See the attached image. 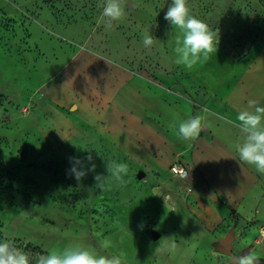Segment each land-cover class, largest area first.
I'll list each match as a JSON object with an SVG mask.
<instances>
[{"label": "rangeland", "instance_id": "rangeland-1", "mask_svg": "<svg viewBox=\"0 0 264 264\" xmlns=\"http://www.w3.org/2000/svg\"><path fill=\"white\" fill-rule=\"evenodd\" d=\"M99 2L0 0V242L20 246L33 262L81 245L123 251L126 264H230L213 244L234 226L218 214L204 232L201 208L167 170L191 143L169 125L182 120L183 102L208 96L199 85L213 80L175 63L180 33L164 19L171 0H127L125 18L109 31L97 23ZM188 6L219 37L217 52L194 68L219 72L222 84L264 80V0ZM149 33L156 40L145 49ZM131 92L135 129L127 104L116 102ZM89 151L96 171L77 182L69 158ZM113 161L128 165L126 183L96 187L95 175L107 176ZM165 236H175L178 249L157 256Z\"/></svg>", "mask_w": 264, "mask_h": 264}, {"label": "crops", "instance_id": "crops-1", "mask_svg": "<svg viewBox=\"0 0 264 264\" xmlns=\"http://www.w3.org/2000/svg\"><path fill=\"white\" fill-rule=\"evenodd\" d=\"M182 71H188L198 79L204 75L213 82L199 85L201 91L207 93L206 98L201 95L197 102H183L179 119L200 114V105H205L211 115L199 138L188 146L187 157L183 162H170L168 169L173 163L179 162L188 171L192 190L183 193L192 194L193 203L201 208L204 232L208 233L213 228L218 214L226 218L225 224L234 226L229 262L230 257L244 255L249 251H255L264 258V249L258 247L257 241L258 230L264 226V175L256 172L252 166L240 163L234 148L236 143L242 142V133L236 121L237 113L245 109L250 100L264 106V97L258 89L264 88V80L256 77L253 81H228L222 84L217 81L220 78L219 72L212 69L197 70L193 66ZM223 88L227 97L219 95V90ZM133 93L127 95V101L123 100L122 95L117 96L120 100L116 102L118 105L127 104L128 120L133 122L131 128L135 129L137 110ZM141 107L138 112L143 111ZM182 221L183 216L180 214L176 225Z\"/></svg>", "mask_w": 264, "mask_h": 264}, {"label": "clouds", "instance_id": "clouds-1", "mask_svg": "<svg viewBox=\"0 0 264 264\" xmlns=\"http://www.w3.org/2000/svg\"><path fill=\"white\" fill-rule=\"evenodd\" d=\"M127 0H100L98 7L102 9L97 21L105 31L112 30L114 25L126 16ZM172 26L179 30L180 35L175 40V63L192 68L199 63L207 62L213 53L217 52L219 43L218 32L211 29L204 21L191 13L188 0H171V4L164 16ZM156 38L150 33L145 34L142 40L143 47L150 49ZM211 115L207 108L201 113L170 124L175 135L184 141L192 142L199 138L201 132L207 127ZM236 121L242 133V142L234 145L238 161L252 166L256 172L264 175V106L256 101H248L245 109L237 113ZM72 167L69 175L74 176L77 182L82 181L89 172L96 171L91 151L81 160L76 157L69 158ZM85 161L87 164H85ZM107 176L96 174L94 179L96 187L105 189L109 179L123 185L129 168L126 163L115 161L106 164ZM187 179V177H184ZM141 229L143 224L140 225ZM111 247L109 240L100 243V248L107 251ZM178 249L175 236L162 237L155 249L157 256L171 255ZM260 256L255 251L244 255L230 257V264H259ZM0 264H126L125 253L100 254L96 249L81 245L71 246L60 252L52 251L40 254L33 260L29 254L10 242H0Z\"/></svg>", "mask_w": 264, "mask_h": 264}, {"label": "built area", "instance_id": "built-area-1", "mask_svg": "<svg viewBox=\"0 0 264 264\" xmlns=\"http://www.w3.org/2000/svg\"><path fill=\"white\" fill-rule=\"evenodd\" d=\"M168 171L173 178H176L181 183L184 192H191L192 187L189 185L190 176L184 165L175 162L169 167ZM184 177H187V179ZM258 238V247L264 249V226L259 228Z\"/></svg>", "mask_w": 264, "mask_h": 264}, {"label": "water", "instance_id": "water-1", "mask_svg": "<svg viewBox=\"0 0 264 264\" xmlns=\"http://www.w3.org/2000/svg\"><path fill=\"white\" fill-rule=\"evenodd\" d=\"M142 176H143L142 173L138 174L139 178ZM233 240H234V235H233V231L231 230L226 236H224L223 238H221L220 240H218L213 244L215 252L220 255H230L232 248L231 244ZM259 264H264V258H260Z\"/></svg>", "mask_w": 264, "mask_h": 264}, {"label": "trees", "instance_id": "trees-1", "mask_svg": "<svg viewBox=\"0 0 264 264\" xmlns=\"http://www.w3.org/2000/svg\"><path fill=\"white\" fill-rule=\"evenodd\" d=\"M16 247L20 248V246H16Z\"/></svg>", "mask_w": 264, "mask_h": 264}]
</instances>
